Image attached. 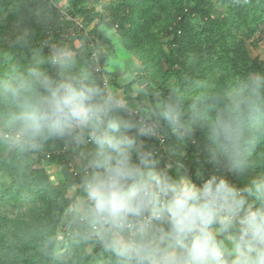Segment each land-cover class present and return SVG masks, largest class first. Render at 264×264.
Returning a JSON list of instances; mask_svg holds the SVG:
<instances>
[{
	"label": "clouds",
	"instance_id": "1",
	"mask_svg": "<svg viewBox=\"0 0 264 264\" xmlns=\"http://www.w3.org/2000/svg\"><path fill=\"white\" fill-rule=\"evenodd\" d=\"M74 63L68 49L53 46L0 82V142L20 152L49 139L82 147L84 196L71 210L113 264H264V171L243 186L200 168L194 179L146 144L161 125L181 142L203 128L214 168L245 175L264 167V72L238 81L219 104H193L188 115L178 96L130 108Z\"/></svg>",
	"mask_w": 264,
	"mask_h": 264
},
{
	"label": "trees",
	"instance_id": "2",
	"mask_svg": "<svg viewBox=\"0 0 264 264\" xmlns=\"http://www.w3.org/2000/svg\"><path fill=\"white\" fill-rule=\"evenodd\" d=\"M55 2L78 18L83 28L91 29L86 33L73 29L75 36L64 39L73 24L61 20L47 1L0 0V34L8 24L28 29L11 36L9 50L0 47V82L24 73L37 55L46 58L58 46L73 56V71L86 73L104 90L106 76L108 85L118 89L114 75L106 71L115 55L114 43L101 31L107 25L114 29L121 49L142 69L127 87L143 81L148 103L178 96L188 115L193 104H219L238 81L252 72H264V56L252 59L247 50L248 45L257 46L255 37L264 29V0ZM91 52L98 53L100 72L89 68ZM43 67L55 74L49 64ZM6 110L0 102V114ZM159 131L166 139L168 157L156 151L154 139L147 138L146 144L162 162L179 160L194 179L200 168L206 176L216 172L237 186L246 183L245 175L221 172L206 159L203 128L185 142L176 141L166 125ZM258 151L264 153V143ZM81 153L82 147L59 139L24 152L0 142V264H113L111 254L71 210L69 192L74 189L76 196L82 191L86 174ZM46 165L60 169L57 183L51 181Z\"/></svg>",
	"mask_w": 264,
	"mask_h": 264
},
{
	"label": "crops",
	"instance_id": "3",
	"mask_svg": "<svg viewBox=\"0 0 264 264\" xmlns=\"http://www.w3.org/2000/svg\"><path fill=\"white\" fill-rule=\"evenodd\" d=\"M101 31L110 40H112L115 45V55L110 58L106 67V71L114 75L116 84L119 88L116 89L112 86V84H109L108 93L124 99L130 108L145 106L148 104L146 101V91L141 89V86L144 82H136L132 84V86L127 87V85L132 83L135 75L140 73L139 64L131 59V57L121 49L112 27L109 25L103 26ZM129 68L132 70L128 72ZM130 73H132L131 76H129Z\"/></svg>",
	"mask_w": 264,
	"mask_h": 264
},
{
	"label": "rangeland",
	"instance_id": "4",
	"mask_svg": "<svg viewBox=\"0 0 264 264\" xmlns=\"http://www.w3.org/2000/svg\"><path fill=\"white\" fill-rule=\"evenodd\" d=\"M102 6L103 5H101V7ZM101 7L97 6V10L99 12L101 11ZM222 11H223L222 8L218 9V13H220ZM4 27H5L4 33L0 34V47L3 50H9L10 49V47H11V44H10L11 36H20V35H22L24 33H27V31H28V29L25 26L21 25V24H8V25H4ZM89 28L91 29V26H89ZM113 31H114V29H113ZM255 40L257 41V46L255 48H253V47H251L249 45L247 46V50H248L249 56L252 59H254V58L258 57V56H260V57L264 56V29L255 37ZM131 70L132 69L129 68L128 72L131 71ZM140 72H142L141 68H140ZM131 74L132 73H130L129 76H131ZM105 89L108 92V88L105 87ZM141 89L146 91V84L143 83V85L141 86ZM146 101L148 103V99L147 98H146ZM174 138L177 139L175 136H174ZM176 141H179V140H176ZM46 166H47L48 174H49V177H50L51 181L54 182V183H57L58 180H59L60 169L56 165H46ZM257 173H260V170L258 168H256L254 171H252V172H250L248 174H245L246 183L249 182L252 179V177H254ZM83 196H84L83 191H81L78 195L74 196V189H72L69 192L68 198L71 200V203L73 205L78 200H80Z\"/></svg>",
	"mask_w": 264,
	"mask_h": 264
},
{
	"label": "built area",
	"instance_id": "5",
	"mask_svg": "<svg viewBox=\"0 0 264 264\" xmlns=\"http://www.w3.org/2000/svg\"><path fill=\"white\" fill-rule=\"evenodd\" d=\"M49 3V8H53L56 9L61 17V20L65 21V22H70L73 24V28L69 29L67 31V34L63 36V38H67V37H74L75 36V32L74 30H76L77 32L79 31H84L85 33L89 30V28H83V25L81 24V21L78 18H74L71 13L65 9L62 5H60L59 3H56L55 0H45ZM101 7V6H100ZM74 29V30H73ZM93 39L92 36L88 37V40L90 41V46L93 47V44L91 43V40ZM91 62L89 64V68L91 70L100 72V64H99V60H98V53L95 52H91L90 55V59ZM108 78L106 76H103V84L104 86L107 88L108 85ZM152 139H154L156 141V151L158 153L163 154V156L165 158L168 157V149H167V145H166V139L165 137L160 133V131H158L157 135L155 137H150ZM189 175L190 172L187 171ZM230 182H232L230 180L229 177H226ZM233 183V182H232ZM234 184V183H233Z\"/></svg>",
	"mask_w": 264,
	"mask_h": 264
}]
</instances>
